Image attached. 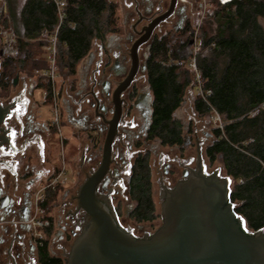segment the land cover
I'll use <instances>...</instances> for the list:
<instances>
[{
    "label": "flooded vegetation",
    "instance_id": "1",
    "mask_svg": "<svg viewBox=\"0 0 264 264\" xmlns=\"http://www.w3.org/2000/svg\"><path fill=\"white\" fill-rule=\"evenodd\" d=\"M171 1L119 0V6H130L132 11L121 17L119 15L116 31L104 40H95L90 53L73 72L64 70L65 75L61 73L59 76L57 70L55 80L44 76L49 67L42 73L38 70L26 71L23 67L15 76L4 77L3 62L18 52L14 47L13 34L3 28L0 30L2 39H6L0 44V264H44V253L66 264L73 244L89 223L88 215L78 210L72 190L76 189L77 194L83 185L80 181L85 182L101 166L105 142L116 116L117 101L121 105V115L113 142L114 162L107 174L109 182L106 186L103 183L99 185L98 194L112 206L118 221L120 209L112 204V198L120 194L118 187L123 186L126 176L129 184L140 156H147L150 161L151 156L157 155L155 146L168 147L151 137L154 96L149 87L147 63L155 40L167 33V29L162 31V28L173 18L176 19L175 25L169 30L179 32L187 25L192 28L189 13L203 9L201 0H178L173 17L157 27L150 40L140 46L139 68L131 84L119 98L116 92L130 75L133 67L131 51L135 42L153 19L169 9ZM48 36L46 31L42 33V37ZM51 40L45 48H51ZM38 90H43V101L37 98ZM46 106L51 108L52 116L43 119L40 109ZM179 110L175 118L183 126V144L173 147L186 148L194 141L197 148V141L201 145L203 143L199 139L198 126L193 123L186 128ZM63 126L78 142L72 175L66 168ZM56 141L61 145L58 153L57 148L56 153L54 149ZM149 147L153 150L150 151ZM158 157L163 164V154ZM172 163L183 169L178 182L184 179L185 171L193 169L182 159H174ZM63 169L74 182L54 199L49 193L47 205L51 222L43 238L38 239L29 222L34 194ZM172 173H175L174 168L172 170L171 165H166L159 181L161 191L176 186L169 185ZM69 203L75 207L63 213ZM159 217L162 219L161 215ZM146 235L136 237L144 238Z\"/></svg>",
    "mask_w": 264,
    "mask_h": 264
},
{
    "label": "trees",
    "instance_id": "2",
    "mask_svg": "<svg viewBox=\"0 0 264 264\" xmlns=\"http://www.w3.org/2000/svg\"><path fill=\"white\" fill-rule=\"evenodd\" d=\"M4 1L3 25L13 34L18 52L3 62L4 77L15 76L23 67L45 71L48 61L38 56L58 27V66L69 73L90 53L95 40H104L118 27L119 6L113 0H65L61 24L52 0ZM219 6L208 21L209 29L202 30L197 56L203 87L211 93L206 100L197 95L194 109L200 117L210 116L212 110L221 116L224 127L213 129L205 154L210 163L222 162L233 183L235 212L257 232L264 230V0H226ZM193 39L190 25L179 32L169 30L155 40L147 63L154 96L151 137L163 146L183 144V126L175 113L187 90L196 86L195 74L187 68ZM129 187L136 203L132 218L138 223L159 218L147 156L136 161ZM43 263L63 264L47 253Z\"/></svg>",
    "mask_w": 264,
    "mask_h": 264
},
{
    "label": "water",
    "instance_id": "3",
    "mask_svg": "<svg viewBox=\"0 0 264 264\" xmlns=\"http://www.w3.org/2000/svg\"><path fill=\"white\" fill-rule=\"evenodd\" d=\"M178 0L153 19L131 51L133 67L117 90L116 97L131 84L139 68L138 50L154 30L173 17ZM193 43H191L192 45ZM153 101V96L150 95ZM121 105L117 101L115 119L104 146L99 169L80 187L78 210L89 223L78 236L66 264H264V230L249 232L231 202L232 180L220 169L206 172L203 147L197 141L196 167L185 171L175 187L161 191V227L152 235L138 238L122 227L112 209L98 194L113 160Z\"/></svg>",
    "mask_w": 264,
    "mask_h": 264
},
{
    "label": "rangeland",
    "instance_id": "4",
    "mask_svg": "<svg viewBox=\"0 0 264 264\" xmlns=\"http://www.w3.org/2000/svg\"><path fill=\"white\" fill-rule=\"evenodd\" d=\"M115 1L118 6L121 5L118 3L119 0H113ZM131 1V0H129ZM226 0H212L211 1H207V0H201L202 4H203V9L199 10V11H195V12H190L189 13V17L191 18L190 20L193 21L191 22L192 25V29L194 30V38H198V40L201 42V35L203 33V28H208V21L210 19V17L212 16V14L218 10H220V4H225ZM128 5V4H127ZM132 11V8H130V6H119V11H118V16L121 15H125V13ZM7 15V3L4 0H0V30L3 28L5 29L3 23L4 20L3 18H5ZM128 15V14H127ZM176 19H171L163 28L162 31L167 29L166 32H168L169 29H171V27H174V23H175ZM6 30V29H5ZM160 31V33L162 32ZM7 32L10 34V30H7ZM165 33V31L163 32ZM162 34V33H161ZM44 38V37H43ZM46 39V38H45ZM46 42H48L47 40H45ZM4 42H6V39H2L1 35H0V44H3ZM199 44V42H198ZM49 45V44H48ZM193 45V44H192ZM59 53V50H58ZM58 53L56 56V60H57V65H58ZM38 57H42L43 59H46L48 62L51 60L52 57V51L51 48H43L40 51V55ZM49 64V63H48ZM50 65V64H49ZM58 71V75L64 76L65 75V71L61 69V67L58 66L57 68ZM65 72V73H64ZM60 80L58 79L57 83H59ZM188 92L186 93L185 96V100L184 103L182 104V107L180 108V118L181 121L184 122L185 127L189 128L192 126L193 123H196L198 126V135H199V139L203 141L202 143V147H203V155H204V159H205V166H206V172L211 174L215 171H217L218 169L221 170L222 172V177H227L226 175V171L223 167V164L220 160H217L215 163H210L209 159L206 157V149L207 147L212 143L213 141V136H212V131L213 129H215L214 124L212 123V119L210 116H203L200 117L194 110V101H195V97L194 94H196V88L194 87H190L188 90ZM193 91V93H192ZM43 90H38L36 95L37 98L40 101H43ZM40 115L43 119H47V118H51L52 113H51V108L50 107H43L42 109H40ZM62 131V135L66 138V142H65V158H66V168L68 170V174L72 175V165L76 162V154L78 152V142L71 137L70 135V131L68 130V128L66 127H62L61 129ZM211 135V136H210ZM58 141V140H57ZM56 141V147H54L55 149V153H56V148H57V153L58 150L59 152L61 151L60 147L61 145H59V143H57ZM59 142V141H58ZM58 144V145H57ZM153 147V146H152ZM152 147L150 149H152ZM155 150L157 151L156 154L157 155H153L150 157V166H151V170H152V189H153V198L156 204V208H157V213L158 215H161V189H160V179L162 174H164V168L166 165H171L172 170L174 168L175 173H172L173 176L170 177L169 181V185L170 187H173L174 185H176V183L180 180L181 176H182V168L179 167L178 168V164H174L172 163L174 161V159H182L183 162H185L186 165L190 166V168H195V163L197 160V148H196V142L193 141V143H191V145L189 147H161V146H155ZM145 150H142V152H144ZM163 154L164 156V163L161 164L160 163V159H159V155ZM136 153L133 155L131 161H133L134 157H135ZM128 177L126 176L124 179V184L123 186H119L118 187V191L120 192V194L115 195L112 199H113V207H118V209H120L119 215V221L121 223V225L129 230H132L133 234H135L136 236H144L146 234H152L154 232H156L162 225V219L159 217L157 218L155 221L153 222H146L143 224H138L133 218H132V213L135 209L136 203L134 201H132V199L130 198L129 195V184L127 180ZM172 179V180H171ZM71 180V179H70ZM170 181L172 183H170ZM72 182H74L73 180H71L69 182V186H71ZM81 184L84 183V180L80 181ZM233 184V183H232ZM80 186V184H79ZM76 189L72 190V194L76 197ZM62 194L59 196V198L57 199V202L59 201V199L61 198ZM69 202V201H68ZM67 208L64 209L63 213L69 211L70 209H73L75 206L73 204H67L66 206ZM61 210V209H60ZM59 211V210H58ZM57 211V214H58ZM63 216V215H62ZM245 228L249 231L252 232L248 229L246 223H245Z\"/></svg>",
    "mask_w": 264,
    "mask_h": 264
},
{
    "label": "built area",
    "instance_id": "5",
    "mask_svg": "<svg viewBox=\"0 0 264 264\" xmlns=\"http://www.w3.org/2000/svg\"><path fill=\"white\" fill-rule=\"evenodd\" d=\"M52 1L57 7L60 24H61L63 19L62 12L66 7V1L65 0H52ZM58 32H59V27L56 29L54 36L51 40L52 57L49 63L50 64L49 68L44 73V76L50 80H55V76L57 73L56 50L58 44V39H57ZM201 50H202L201 42L198 40V38H194L192 45V52L190 54L187 63V68L195 74L196 94L201 96L203 100H206V96L210 95L211 92L209 90L204 89L201 81L200 73L197 67V56ZM210 117L212 119V123L214 124L215 128L223 129L224 122L221 116L215 110L211 111ZM69 182H70V178L67 175L66 171L63 169L61 172H59V174L56 177L50 180L47 184L43 185L34 194V198H33L34 207L29 222L34 228L36 238L38 239L43 238L44 231L49 227L51 222V214L48 211V205H47V203L49 202V197H48L49 193L53 194V199L56 198L61 192V190L68 187ZM240 184H243V181H240Z\"/></svg>",
    "mask_w": 264,
    "mask_h": 264
},
{
    "label": "crops",
    "instance_id": "6",
    "mask_svg": "<svg viewBox=\"0 0 264 264\" xmlns=\"http://www.w3.org/2000/svg\"><path fill=\"white\" fill-rule=\"evenodd\" d=\"M188 92V91H187ZM192 93H193V91H192ZM194 94V93H193ZM197 96V94H194V97H196Z\"/></svg>",
    "mask_w": 264,
    "mask_h": 264
}]
</instances>
